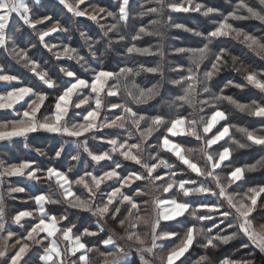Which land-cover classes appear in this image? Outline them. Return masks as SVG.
I'll list each match as a JSON object with an SVG mask.
<instances>
[{"label": "snow or ice", "instance_id": "6c2138e0", "mask_svg": "<svg viewBox=\"0 0 264 264\" xmlns=\"http://www.w3.org/2000/svg\"><path fill=\"white\" fill-rule=\"evenodd\" d=\"M58 2L72 16L87 17L101 28L100 40H93L88 32L80 31L92 60H99L100 67H92L91 61L70 44L47 42L46 37L53 33L70 32L54 16L34 18L26 0H0V48L36 80L24 84L18 75L6 74L0 67V82H6L0 90V110L14 114L10 119L0 120V141L23 138L27 149L30 148L27 141L32 134L67 137L70 139L60 145L54 158L62 160L67 152L65 144L74 143L77 152L75 155L69 153L70 159L80 161L82 150L97 165V170L85 169L81 175L79 169L73 174L71 165L65 172L57 166H42L32 160L7 165L0 161V185L4 184V178L11 177L37 183L46 181L50 185L47 191L30 197L36 206L34 211H18L11 216L12 223L24 229L19 233L7 226L5 200L0 195V264H29L27 257L31 253H36L37 264H96V256L102 258L101 264H127L133 250L139 256V264H183L181 258L196 244L207 250L234 240L241 241L242 249L254 246L264 253V224L258 229L254 224V213L264 208V183L244 187L247 173L264 169V156L253 164L240 166L233 165L231 159L236 149L251 145L264 149V130H249L231 124L227 112L220 108V104L226 101L242 113L264 119V99L246 104L223 94L224 88L229 86L244 90L249 85L264 93V71L253 68L251 62L246 63L243 57L234 54L223 43V38L231 37L264 60V36L235 27L232 23L253 19L264 24V0H256L259 8L250 0H236L232 11L227 14L201 3L192 6V0H187L188 6L172 0H155L158 7L139 12L141 17L156 14L163 18L166 11L198 12L205 17H221L214 20L213 27L207 31L183 24L174 25L199 40L195 46L174 49L176 54L186 56L188 60L187 67L181 63L172 69L179 78L167 81L179 89V94L171 95L165 101L167 113L154 110V114L143 113L138 106L148 105L160 96L161 85L141 88L134 78L140 72H160L161 66L107 69L96 54V45L105 39L111 45V35L119 33L122 23L129 19L131 0H117L118 12L100 5H92L91 10L81 8L87 0ZM13 14L37 34L39 44L57 61L64 58L74 60L85 75L61 66L60 73L68 79H54L40 62L29 55L28 49L15 46L8 49ZM105 17L113 18L115 23H100ZM45 22L51 26L38 28ZM168 22L163 19L151 21L152 25ZM15 31L19 32L20 27H16ZM142 35L162 37L163 34L158 29L150 31L142 26L136 30L132 40H139ZM124 39L123 35H119V41ZM126 52L163 55L159 48L153 52L135 44L128 46ZM228 58L231 59L232 70L244 74L245 83L228 80L224 88L214 92L212 82L229 66ZM121 91L126 93L123 101H120ZM49 97L53 98V102L51 109L45 113ZM206 109L210 110V114L206 113ZM102 129L124 130L127 135L121 136L118 131L97 135ZM232 129L242 133L251 145L232 138ZM89 136L110 147L94 152L88 146ZM193 139L197 146L187 147ZM31 150L38 156L46 155L41 148L33 147ZM161 152L174 156L185 166V170L195 174V178L186 175L185 170L177 171L176 165ZM197 153L203 157V164L194 160ZM117 155L122 160L115 159ZM124 161L138 167L127 168ZM101 162H107V167ZM225 169L228 171L223 174ZM52 184H55V190L51 188ZM81 187L86 196L76 190ZM25 191L26 187L22 186H9L7 189L13 199L12 194ZM193 196L199 199L193 200ZM49 205H67V208L58 213L49 211ZM68 209L96 217L95 224L78 226L71 220ZM108 221L122 229V234L118 235L114 228L106 236L102 235ZM161 221L175 223L162 225ZM140 226L148 230L141 232ZM173 238L179 243L167 248ZM244 238L247 243L243 242ZM193 264H213V261L205 254ZM219 264H253V261L225 257Z\"/></svg>", "mask_w": 264, "mask_h": 264}, {"label": "trees", "instance_id": "16d2710c", "mask_svg": "<svg viewBox=\"0 0 264 264\" xmlns=\"http://www.w3.org/2000/svg\"><path fill=\"white\" fill-rule=\"evenodd\" d=\"M172 2L182 3L184 4V6H188L187 0H172ZM250 2L255 7L259 8L256 0H250ZM131 3L132 9L129 19L126 23H122L119 33L111 35L113 43L109 45L107 39L103 40L102 43L96 45V54L103 61V66L107 69L118 70L117 66H128L133 67L134 69H139L141 66L156 67L157 65H160V72H140V74L137 75L134 80L137 85L145 89L150 88L156 84L161 85V95L150 101L148 105L138 106L139 109L146 114H154V110H161L167 113L168 108L165 101L171 95L179 94V89L167 82L168 80L179 78L178 74L172 71V69L175 68L177 64L182 63L185 67H187L188 64L187 57L176 54L174 52V49L179 47L195 46L199 40V38L193 36L191 33L185 32L183 29H178L174 27V25L183 24L193 29L207 31L211 30V28L213 27V21L219 20L221 17L219 15L205 17L198 12L181 11H166L163 18L156 14L141 17L139 16L140 11L146 10L149 7H158V5L155 3V0H131ZM196 3L219 8L222 13L227 14L228 12L232 11V5L236 3V0H192V6H194ZM28 4L32 9L31 14L34 18L41 15L54 16L55 20L61 21L70 29V32L68 33H53L49 37H46V40L49 44H70L72 47H76L79 50L80 54L84 55L89 61H91L92 67H100L99 60H92L87 44L80 36V31H85L89 33L90 37L93 40H100L102 30L99 25L88 20L87 17L72 16V14L68 13L63 5H60L57 0H39V3H35V0H28ZM92 5H100L108 10L118 12L117 0L116 2H114L113 0H87L86 4L81 5V8L88 7L89 10H91ZM141 5H143V8L141 7ZM158 19H163L169 22L162 25H152L151 21ZM100 23L110 25L112 23H115V20L111 17H105V19L101 20ZM232 23L235 27L243 28L246 31L254 33L258 36H264V24H261L258 20L249 19L245 21H232ZM50 26V24L45 22L44 25L38 26V28H47ZM142 26H146L150 31L158 29L163 35L162 37L156 35H142L141 39L133 41L132 36L135 35L136 30H138ZM16 27H20L19 32L15 31ZM119 35H123L125 39L123 41H119ZM69 37H71V39H69ZM223 43L224 45L232 49L234 54L243 57L246 63L251 62L253 68L259 71H264V60H261L258 56L255 55V53L250 52L244 44L235 39H232L231 37L223 38ZM132 44H135L137 47L141 48H150L153 52H156L159 48L160 51L163 52V55L157 54L147 56L139 54H127L126 48L128 46H131ZM33 45L36 46L33 47ZM7 46L8 49L13 48L14 46L21 49H28L29 55L40 62L42 67L48 70L54 79L64 80L65 76L59 71L61 66L69 68L70 70H74L82 76L85 75L83 69L80 68V66L76 64L74 60H68L64 58L60 61H57L52 53H49L47 49L39 44L37 34L26 25H23L22 21L19 19V17H16L15 14H13V18L11 20V29L9 31ZM228 65L229 66L225 70L220 72L214 78L212 82L214 92L218 93L221 88H224V85L228 80L245 83L243 79L244 74L232 70L230 58H228ZM0 67H3L6 74L18 75L24 84H31L36 82L35 77H33L27 69L23 68L21 64H18L16 60L12 58V56L8 55V53L3 48H0ZM223 94L233 97L240 103L246 104L251 103L252 100L264 99V93H261L258 89L250 85L244 90L229 86L227 88H224ZM125 98L126 93L121 91L120 101H123ZM113 99L115 100V98ZM52 102L53 98L49 97V107L44 109L45 113H47L51 109ZM220 108L227 112L229 123L235 124L240 127H247L249 130H264V119L249 116L247 113H242L226 101L220 104ZM188 111H191V109H188ZM205 111L206 113L210 114V110L206 109ZM12 115H10L9 112L5 110H0V120H3L5 118L10 119L12 118ZM73 119H76V117H73ZM80 119H82V117H80ZM217 127H219V125ZM114 131H118L121 136L127 135L126 131L124 130L109 129H102L99 133H97V135H103L106 132ZM132 131L135 130L132 129ZM213 131H215V129ZM231 136L241 143L251 145V142L247 141L246 137L242 133L235 131V129L231 130ZM69 139L70 138L60 137L58 135L47 133L32 134L27 141V143L30 145V148L26 149L24 147L26 141L23 138H18L10 145L1 148L0 161H3L5 165H7L12 163H19L22 160H32L42 166H57L58 168H62L65 172H67L68 167L71 165L73 166V174L76 173L77 169H79V174L81 175L83 174V171L85 169H87L88 171H96L97 165H95V163L92 162L87 154L83 153L82 150V159L80 161H72L70 159L69 153L71 155H75L77 152L76 146L70 145V143L65 144L67 152L62 160L54 158L55 151L60 147L61 144L65 142V140ZM151 142L153 144L156 143L154 139H152ZM220 143L224 144V141H221ZM88 146L94 152L104 151L110 147L106 143L92 140L91 136L88 137ZM196 146L197 143L194 141V139L191 143L187 144V147ZM225 146L228 145L225 144ZM33 147L41 148L46 153V155H35V152L31 150V148ZM232 147L235 148V145H233ZM161 155L165 156V158H167L171 163L176 165L177 171L185 170V166L181 165L174 156H171V154L161 152ZM261 156H264V149L257 145H251L250 147L244 149H236V151L233 152L231 159L233 165L240 166L244 164H253L257 160H259ZM115 159L122 160V158L118 155L115 157ZM194 160L198 161L200 164L204 163L203 157L199 153L194 156ZM101 163L105 166V168L107 167V162ZM123 163L127 168L138 167L134 166L131 162L124 161ZM185 171L186 175H191L193 178H195L194 173H191L187 170ZM227 171L228 169H225V172L223 174H226ZM12 178L13 177L4 178V184L1 185V191H6L8 189L5 186L6 180H13V183H16ZM257 183H264V169L258 170L254 173H247V183L244 185V187L246 188L247 186ZM33 185H35V187H33ZM24 187H26V191L24 193H17V195H15V193L12 194L15 197L14 199L9 197L8 195H5L6 197H4L7 209V226L12 230L14 228L12 226L13 223L11 221V216L16 212L22 210L34 211L36 206L34 201L30 197L36 194H40V192L47 191L50 185L46 181L40 183L33 181L32 185H24ZM55 187V184L51 185V188L53 190H55ZM76 190L82 195H87L82 187ZM240 190L241 189H238V191ZM27 199L29 200L26 201ZM192 199H199V197L193 196ZM47 208L49 211L61 213L67 208V205H49L47 206ZM68 212L70 213L71 220L73 222H76L78 226L94 225L96 222V217H90L87 213H80L75 209H68ZM254 216V224L258 229L261 224H264V208L258 209L254 213ZM188 219H191V217H188ZM161 223L162 225H174L175 222L161 221ZM27 226L28 225H26V227ZM114 228L118 235L122 234V229L113 225L111 221H108V223L105 224V233H103L102 235L106 236L109 231ZM147 230L148 229L145 226H140L141 232ZM23 231L24 229H21V231L17 232L19 233ZM243 242L247 243L248 241L246 238H244ZM120 243L123 244L124 241H120ZM174 243H179V240L173 238V240L168 243L166 247L170 248ZM37 251H42V249H37ZM130 254L131 259L127 262V264H139V256L135 253V251H131ZM205 254H207L211 258L213 264H219V261L224 259L225 257H229L233 260H252L253 264H264V253H262L254 246H250L247 249H242L240 240H234L227 245L221 244L216 249L207 250L200 247L199 244H196L190 249L188 253L185 254V257H182L181 259L183 260V264H193V261L198 259L199 256ZM95 258L96 264H101L102 258L98 256H96ZM27 259L29 264H37L38 258L36 253H31L27 257Z\"/></svg>", "mask_w": 264, "mask_h": 264}, {"label": "crops", "instance_id": "0c3cea01", "mask_svg": "<svg viewBox=\"0 0 264 264\" xmlns=\"http://www.w3.org/2000/svg\"><path fill=\"white\" fill-rule=\"evenodd\" d=\"M58 1V0H57ZM26 2L28 3V0H26ZM2 83H4V85H5V83L6 82H0V90H3V88H4V85H2ZM13 83H15V82H13ZM17 139V138H16ZM11 141H0V150H1V148L2 147H4V146H7L9 143H10ZM11 144V143H10ZM12 179H14L15 180V182L16 183H13V180H6V182H5V186L8 188L9 186H12V187H15V186H22V187H24V181H26V179L25 178H18V177H13ZM7 183V184H6ZM33 184V181H30V184H29V186L30 185H32ZM25 186H27V185H25ZM2 191H1V185H0V193H1ZM0 195H3V197L5 196V194L4 193H2V194H0ZM9 196V195H8ZM13 226V230L14 231H21V229L22 228H20L18 225H16V224H13L12 225ZM43 235V234H42Z\"/></svg>", "mask_w": 264, "mask_h": 264}, {"label": "rangeland", "instance_id": "374dc122", "mask_svg": "<svg viewBox=\"0 0 264 264\" xmlns=\"http://www.w3.org/2000/svg\"><path fill=\"white\" fill-rule=\"evenodd\" d=\"M114 2H116V0H113ZM66 79H68L67 77H65L64 78V80H66ZM2 85H4V83H2ZM18 139V138H17ZM17 139H15L14 141H16ZM14 141H11L10 143H13ZM10 143L8 144V145H10ZM7 145V146H8ZM70 145H75L74 143H70ZM35 155H37L36 153H35ZM24 184L25 185H27V186H29V184H30V181H28V180H26V181H24ZM5 195H8V193H7V190L6 191H2ZM2 192L0 193V194H2ZM15 195H17V193H15ZM4 197H6V196H4ZM29 199H27L26 201H28ZM22 211H24V210H22ZM34 214H35V212H34ZM14 224V223H13ZM12 224V225H13ZM131 259V254L129 255V259H128V261Z\"/></svg>", "mask_w": 264, "mask_h": 264}]
</instances>
